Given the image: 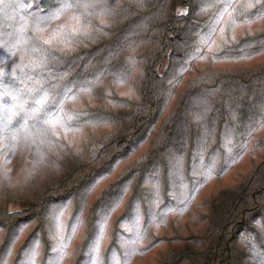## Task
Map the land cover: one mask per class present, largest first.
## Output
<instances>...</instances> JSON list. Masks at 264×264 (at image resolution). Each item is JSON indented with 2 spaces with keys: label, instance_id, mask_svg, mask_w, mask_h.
<instances>
[{
  "label": "trees",
  "instance_id": "1",
  "mask_svg": "<svg viewBox=\"0 0 264 264\" xmlns=\"http://www.w3.org/2000/svg\"><path fill=\"white\" fill-rule=\"evenodd\" d=\"M0 8V99L11 116L0 137L5 264L32 255L59 264L55 219L69 203L88 210L68 264L92 262L115 209L101 264L125 257L139 220L163 227L151 238L165 244L154 264H264V0H92L52 20L58 0ZM73 12L81 30L52 40ZM83 92L93 104L68 126L87 136L39 135ZM35 100L45 103L34 125ZM252 138L258 160L197 204Z\"/></svg>",
  "mask_w": 264,
  "mask_h": 264
},
{
  "label": "rangeland",
  "instance_id": "2",
  "mask_svg": "<svg viewBox=\"0 0 264 264\" xmlns=\"http://www.w3.org/2000/svg\"><path fill=\"white\" fill-rule=\"evenodd\" d=\"M217 36V35H216ZM217 41V40H216ZM64 106L59 111L58 115L63 118V123L67 127H57L55 132L64 140L73 142L78 139L84 138L86 135V128L72 129L68 126V121L76 115L77 111L81 107H85L87 104H93V99L89 92H83L82 95L72 96L64 102ZM57 135V136H58ZM254 139L248 141L245 150L240 157L233 160L231 163V169L222 177H217L212 174V179L203 188L199 196H197L196 203L202 202L203 197L208 195L213 189L228 184L230 181H234L240 173L248 169L252 162L257 161L260 155L263 153L261 148L254 147ZM102 183V182H101ZM101 183L97 184L90 192L89 200H92L94 196L101 189ZM78 208V209H77ZM74 207L73 204H67L56 216L55 229L53 234L52 252L55 253L56 261L59 264H68L74 252L75 246L80 240L84 230L85 215L88 210L86 203L80 204L79 207ZM196 210V209H195ZM118 209H115L106 219L101 231V238L94 249V257L90 264H101L102 254L105 245L108 241L109 232L114 215ZM187 219V215L182 217L181 223H184ZM170 220L167 224H162L170 227ZM177 224V222H175ZM163 227L153 224H143L142 220L137 221L133 227L127 229L133 235L129 238L125 237L122 240V244H125L126 253L125 257H122L119 252H116L113 260L110 264H154L155 259L159 253V250L165 245L162 242L154 244L152 238L153 234L158 231H162ZM23 239L21 235L18 243ZM55 239V240H54ZM37 260V255L31 256V264Z\"/></svg>",
  "mask_w": 264,
  "mask_h": 264
},
{
  "label": "snow or ice",
  "instance_id": "3",
  "mask_svg": "<svg viewBox=\"0 0 264 264\" xmlns=\"http://www.w3.org/2000/svg\"><path fill=\"white\" fill-rule=\"evenodd\" d=\"M18 3L23 4V0H17ZM39 2V0H37ZM92 0H58V8L55 12H51L50 16L47 17L48 20L52 19H57L59 15L63 14L69 9L72 8H80L83 7L89 3H91ZM4 0H0V5H3ZM0 13H3V8H0ZM69 23L65 25H59L57 31H54L52 40H56L58 34H64L66 31H70L73 35L78 33L81 28L78 27L79 25H82L81 21V15H78L76 12H73L72 15L69 17ZM52 40H45V44H50L52 43ZM4 55H7V53L3 50L2 47H0V58H2ZM9 72H11V66L9 65ZM45 101L43 100H35L33 101V104L36 106L34 109V114L31 117L33 120V124L35 125L36 123H39L40 121L38 120L37 116L35 113H39L42 110L43 104ZM23 118H21L22 121ZM11 122V116H5L4 114V109H3V102L2 99H0V137H2L6 131L7 126ZM43 125H44V132H40L39 135H44L46 131L51 130L55 131V129L59 127H67L63 123V118L60 117L59 115H55L50 118H46L43 120ZM25 139H28V134H24ZM102 227V226H101ZM0 264H5L2 258H0Z\"/></svg>",
  "mask_w": 264,
  "mask_h": 264
}]
</instances>
